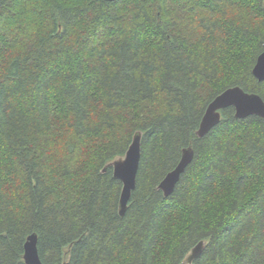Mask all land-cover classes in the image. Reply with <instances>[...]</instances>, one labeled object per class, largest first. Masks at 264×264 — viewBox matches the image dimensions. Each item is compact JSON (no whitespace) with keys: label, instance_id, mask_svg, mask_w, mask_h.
<instances>
[{"label":"trees","instance_id":"trees-1","mask_svg":"<svg viewBox=\"0 0 264 264\" xmlns=\"http://www.w3.org/2000/svg\"><path fill=\"white\" fill-rule=\"evenodd\" d=\"M264 0H0V264H264V120L209 104L253 76ZM142 135L137 185L110 166ZM173 194L159 190L184 149ZM106 170V171H104Z\"/></svg>","mask_w":264,"mask_h":264},{"label":"water","instance_id":"water-1","mask_svg":"<svg viewBox=\"0 0 264 264\" xmlns=\"http://www.w3.org/2000/svg\"><path fill=\"white\" fill-rule=\"evenodd\" d=\"M103 1L114 2L116 0ZM253 76L259 82H264V52L257 60L253 70ZM229 108L235 110V117L239 120H245L246 118L253 116L264 120V100L262 97L255 93L246 92L241 87H233L225 90L209 104L200 127L196 132L197 137L199 139L205 138L221 123L222 112ZM141 143L142 135L141 133H138L134 136L126 157L111 164L114 177L123 185L119 206L121 217L125 216L132 193L137 185V176L141 161ZM193 158L194 150L191 147L184 149L178 166L165 177L159 186V190L164 193L165 197H169L173 194L181 176L185 173L187 167L193 161ZM205 247L206 244L204 241L199 242L187 257L186 263L192 264L195 260L199 259L204 253ZM24 252L25 264H44L39 255L37 234L28 237Z\"/></svg>","mask_w":264,"mask_h":264},{"label":"bare ground","instance_id":"bare-ground-1","mask_svg":"<svg viewBox=\"0 0 264 264\" xmlns=\"http://www.w3.org/2000/svg\"><path fill=\"white\" fill-rule=\"evenodd\" d=\"M125 157H126V156H125ZM125 157H124V158H125ZM124 158H121V159H124ZM118 160H119V159H118ZM116 161H117V160H116ZM110 166H111V165H110ZM27 240H28V239H27ZM26 242H27V241H26ZM25 244H26V243H25ZM24 251H25V246H24ZM24 262H25V261H24Z\"/></svg>","mask_w":264,"mask_h":264}]
</instances>
